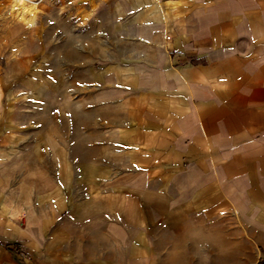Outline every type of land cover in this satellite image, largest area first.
I'll return each instance as SVG.
<instances>
[{"label":"crops","instance_id":"0c3cea01","mask_svg":"<svg viewBox=\"0 0 264 264\" xmlns=\"http://www.w3.org/2000/svg\"><path fill=\"white\" fill-rule=\"evenodd\" d=\"M97 1L94 62L0 33V264H264V0Z\"/></svg>","mask_w":264,"mask_h":264},{"label":"rangeland","instance_id":"374dc122","mask_svg":"<svg viewBox=\"0 0 264 264\" xmlns=\"http://www.w3.org/2000/svg\"><path fill=\"white\" fill-rule=\"evenodd\" d=\"M90 1H81L84 7L76 11L73 6L65 7L64 0H0V33L8 45L15 34L14 42L21 50L31 42L36 65L42 63L44 49L57 65L59 53L69 52L76 42L83 44L84 60L94 62L100 55L98 46L108 18L97 8V0L92 9Z\"/></svg>","mask_w":264,"mask_h":264}]
</instances>
